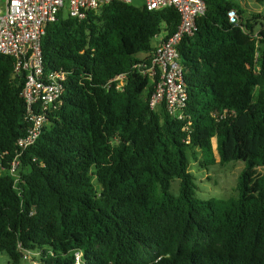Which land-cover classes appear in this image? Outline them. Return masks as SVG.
<instances>
[{
    "label": "trees",
    "instance_id": "1",
    "mask_svg": "<svg viewBox=\"0 0 264 264\" xmlns=\"http://www.w3.org/2000/svg\"><path fill=\"white\" fill-rule=\"evenodd\" d=\"M204 1L196 30L177 46L188 95L182 117L164 103L150 107L154 83L139 66L152 38L176 30V10L115 0L77 19L62 8L41 47L44 70L66 74L64 93L15 175L8 169L28 128L23 80L0 53V252L8 264L24 250L39 264H76L78 252L81 264H264V15L244 0ZM195 148L211 164L214 149L221 164L244 163L236 197L197 196Z\"/></svg>",
    "mask_w": 264,
    "mask_h": 264
},
{
    "label": "built area",
    "instance_id": "2",
    "mask_svg": "<svg viewBox=\"0 0 264 264\" xmlns=\"http://www.w3.org/2000/svg\"><path fill=\"white\" fill-rule=\"evenodd\" d=\"M111 1L115 0H0V53L13 58L12 74L23 80L21 96L28 121L25 135L16 143L18 154L8 169L11 175L16 174L18 156L40 136L47 122V111L61 103L64 93L66 74L62 70H44L41 44L46 26L56 20L65 6L70 16L83 19L88 10H96ZM142 5L148 10L173 8L179 14L176 30L168 36L157 35L149 60L139 66L154 83L148 100L150 107L164 103L170 114L182 117L188 95L177 46L184 36H192L196 30V19L206 11L205 1L143 0ZM229 18L235 20L234 11L229 12ZM122 78V75L117 77ZM3 170L0 164V174ZM32 252L24 250L23 258L29 259ZM81 254L76 253V264H81ZM31 260L32 264H39L34 258Z\"/></svg>",
    "mask_w": 264,
    "mask_h": 264
},
{
    "label": "rangeland",
    "instance_id": "3",
    "mask_svg": "<svg viewBox=\"0 0 264 264\" xmlns=\"http://www.w3.org/2000/svg\"><path fill=\"white\" fill-rule=\"evenodd\" d=\"M143 0H131V4L139 7ZM237 1V0H236ZM241 6L246 7L247 11L258 12L264 15V3H256L251 0H244ZM66 11V6L64 8ZM163 33H161L162 35ZM158 37L151 40V45L154 46ZM146 52L138 53L139 57H143ZM213 147L215 148V139L213 138ZM207 160H215L213 164L205 162L201 151L198 148L188 150L189 171L195 177L197 185V196L202 199H228L237 196V183L239 174L244 167V163L240 160L230 161L227 164H221L218 161L217 151L214 149V154L205 156ZM172 191L177 193L178 180L174 179L172 183ZM31 258L38 261V254L33 251L29 259H20L19 264H32ZM9 257L6 253L0 252V264H8Z\"/></svg>",
    "mask_w": 264,
    "mask_h": 264
},
{
    "label": "water",
    "instance_id": "4",
    "mask_svg": "<svg viewBox=\"0 0 264 264\" xmlns=\"http://www.w3.org/2000/svg\"><path fill=\"white\" fill-rule=\"evenodd\" d=\"M21 256H22V254H21Z\"/></svg>",
    "mask_w": 264,
    "mask_h": 264
}]
</instances>
